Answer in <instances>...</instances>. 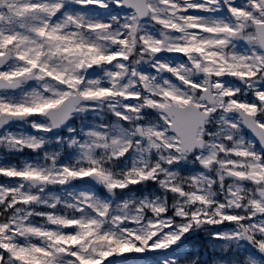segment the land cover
<instances>
[{
    "label": "snow or ice",
    "instance_id": "6c2138e0",
    "mask_svg": "<svg viewBox=\"0 0 264 264\" xmlns=\"http://www.w3.org/2000/svg\"><path fill=\"white\" fill-rule=\"evenodd\" d=\"M0 264H264V0H0Z\"/></svg>",
    "mask_w": 264,
    "mask_h": 264
}]
</instances>
